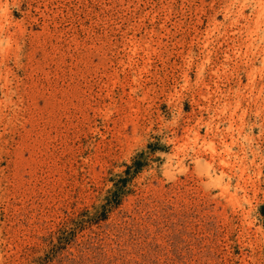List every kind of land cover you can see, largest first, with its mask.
Here are the masks:
<instances>
[{"label": "rangeland", "instance_id": "374dc122", "mask_svg": "<svg viewBox=\"0 0 264 264\" xmlns=\"http://www.w3.org/2000/svg\"><path fill=\"white\" fill-rule=\"evenodd\" d=\"M0 264H264V0H0Z\"/></svg>", "mask_w": 264, "mask_h": 264}, {"label": "trees", "instance_id": "16d2710c", "mask_svg": "<svg viewBox=\"0 0 264 264\" xmlns=\"http://www.w3.org/2000/svg\"><path fill=\"white\" fill-rule=\"evenodd\" d=\"M141 155H142L141 153L138 154L136 156V158H134L132 164L127 166V168L125 170L126 175H130V174H132V172H136V171H139V169H141V167L143 165V161L140 158ZM126 177H128V176H126ZM126 177L121 178L120 180H118L114 183V189L111 190L110 196H108V201H110L111 203L116 202L119 199V197L121 196L122 185L125 183V181L127 179Z\"/></svg>", "mask_w": 264, "mask_h": 264}]
</instances>
